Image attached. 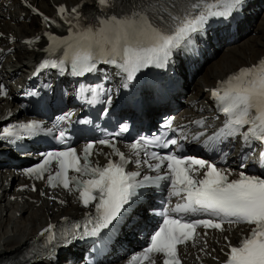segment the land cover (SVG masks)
<instances>
[{
	"label": "snow or ice",
	"instance_id": "1",
	"mask_svg": "<svg viewBox=\"0 0 264 264\" xmlns=\"http://www.w3.org/2000/svg\"><path fill=\"white\" fill-rule=\"evenodd\" d=\"M244 0H132L129 10L122 15L96 17L92 26H83V32L66 42L69 49L76 50L71 60L72 72L84 75L98 71L97 60L117 66L130 83L136 81L138 73L151 67L163 68L172 59L174 51L186 42L206 31L211 18H227L242 10ZM99 6L114 7L109 0H98ZM222 9V10H221ZM35 11V10H34ZM73 13L77 10L73 9ZM60 13L65 9L60 8ZM48 20L47 17H44ZM53 63L51 67H56ZM124 87H128L126 83ZM3 86L0 85V90ZM7 96V91H3ZM213 95L221 104L226 121L225 132L229 137L242 135L245 142L255 139L264 142V62L258 67L241 69L237 74L222 83ZM111 103L109 95L105 105ZM105 107L102 114H107ZM171 121L165 127H170ZM248 126L247 131L241 129ZM36 123L24 125L25 130H35ZM125 125L120 133L126 132ZM64 142V133H60ZM100 144L113 148L119 155L120 163L109 162L107 166L92 167L90 154L93 144L84 149L83 159L74 147L58 152L44 154L43 163L29 168L28 175L42 178L46 165L55 160L59 164L57 177H61L63 187L69 189L71 181L68 171L89 176L85 181L75 180L80 200L85 207L95 202V213H89L86 225H92L73 239L85 236H99L102 230L114 229L129 214L137 189L152 184V177H145V184L135 182L137 173H129L125 165L124 154L110 140H100ZM141 141L132 147L139 149ZM171 139L164 147L176 145ZM151 159L158 161L149 168L159 172L164 162L169 176L157 177V180H169L174 195L185 196L186 203L177 204L175 216L165 215L162 226L150 236L147 254H162L163 264H181L178 245L193 240L197 226L224 230L227 222L253 225L249 236L237 245H230L226 264H264V177L251 176L243 171L239 178L229 180L231 170L225 172L214 163L204 159L185 157L174 152H153ZM193 166H199L198 169ZM246 161L241 157L240 168H245ZM199 169H206L202 179H197ZM50 185L52 178H49ZM127 206V207H126ZM181 214L202 215L206 219H186ZM115 222V223H114ZM79 227V226H78ZM49 243L56 240L53 227L45 229ZM67 242V241H66Z\"/></svg>",
	"mask_w": 264,
	"mask_h": 264
},
{
	"label": "bare ground",
	"instance_id": "2",
	"mask_svg": "<svg viewBox=\"0 0 264 264\" xmlns=\"http://www.w3.org/2000/svg\"><path fill=\"white\" fill-rule=\"evenodd\" d=\"M75 1L77 0H74L71 3H74ZM262 4H264V0H262ZM258 29L261 31L259 35V38H260L259 42H261V44L264 46V33H262L264 31V20L260 24H258ZM250 39H252V36H249L247 42H249ZM239 41L240 42L242 41V45L246 47L247 42H245V40H239ZM236 48H237L236 46L230 47L229 53L230 54L237 53ZM262 50L263 49H261L260 47L255 49L254 51L255 55L258 56ZM238 62H239V58L234 59L232 62L227 63L224 66L217 67L216 69L217 62L215 61L213 64H211L207 68V75L212 76L216 72L218 76H221L226 71L230 70L235 65H237ZM20 67H21L20 64H16L15 69L16 68L18 69ZM10 70H13V69H8V71ZM0 72H1V75H5L7 77L12 75L8 73L4 68H2ZM205 79H206L205 81L206 84L212 82V80H210L207 76L205 77ZM186 89H187V86L184 88V91H186ZM193 91L194 93L191 95L190 98L198 99V98H201V96L203 95L200 90V79L195 80L193 82ZM188 100L190 99L188 98ZM152 113H153V110L148 111L149 115H151ZM5 210L6 209H1L0 211V216H1L0 217V257L2 255H7V256L13 255V254L16 255L21 249V247L28 241L29 236L33 234L38 228H40L45 223L44 222L45 215L40 209H37L34 213H31V214L24 213L18 218L2 217V213ZM57 216L58 214H54V218Z\"/></svg>",
	"mask_w": 264,
	"mask_h": 264
},
{
	"label": "rangeland",
	"instance_id": "3",
	"mask_svg": "<svg viewBox=\"0 0 264 264\" xmlns=\"http://www.w3.org/2000/svg\"><path fill=\"white\" fill-rule=\"evenodd\" d=\"M187 91H189V87L187 88Z\"/></svg>",
	"mask_w": 264,
	"mask_h": 264
}]
</instances>
